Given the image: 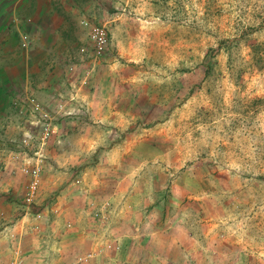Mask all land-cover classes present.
I'll return each mask as SVG.
<instances>
[{"label":"rangeland","instance_id":"obj_1","mask_svg":"<svg viewBox=\"0 0 264 264\" xmlns=\"http://www.w3.org/2000/svg\"><path fill=\"white\" fill-rule=\"evenodd\" d=\"M90 13L110 44L98 58L79 53L110 65L126 128L111 138L92 119L57 126L49 212L26 215L16 200L0 253L20 248L21 264H264V0H100ZM65 172L70 195L95 190L98 216L85 202L56 222Z\"/></svg>","mask_w":264,"mask_h":264},{"label":"crops","instance_id":"obj_2","mask_svg":"<svg viewBox=\"0 0 264 264\" xmlns=\"http://www.w3.org/2000/svg\"><path fill=\"white\" fill-rule=\"evenodd\" d=\"M99 2L0 0V226L10 218L16 200H23L26 189L28 177L21 172V161L16 156L23 131L32 127L31 97L54 112L59 133L67 132L68 127L75 130L79 119H92L93 122L108 125L111 138H114L113 132L126 128L128 96L112 90L111 82H108L113 79L110 65L86 60L79 53L83 45L90 44L83 21L89 19L93 6ZM24 36L29 38L27 46L23 45ZM84 140L92 142L88 134ZM104 140L99 138L95 142ZM63 161L66 164L68 158ZM59 178L61 181L58 185L65 188L51 209L57 212L56 222L69 220L71 213L74 217L78 216L80 209L85 212V202L96 215V204L92 205L90 200L95 190L70 195V191L66 190L71 186L67 184L71 176L65 172ZM42 181L38 200L42 207L35 206L34 209H42L47 216L49 209L47 206L43 208V205L50 194L46 190L50 183L45 173ZM52 186L55 188V185ZM109 194L112 200L122 195L117 191ZM126 212L132 213L130 209H126ZM83 216L78 217L79 222ZM130 217H125L127 219L123 221V226L129 223ZM15 234L12 230L11 241L16 238ZM1 235L0 245L7 240ZM126 236L123 235L121 239H137V235ZM19 254L20 248L14 256L0 253V261L21 264L23 260L17 257Z\"/></svg>","mask_w":264,"mask_h":264},{"label":"built area","instance_id":"obj_3","mask_svg":"<svg viewBox=\"0 0 264 264\" xmlns=\"http://www.w3.org/2000/svg\"><path fill=\"white\" fill-rule=\"evenodd\" d=\"M83 24L89 27V46H82V53L92 52L93 57L98 58L104 55L110 44V35L107 26L102 23H92L86 19ZM29 38L24 36L23 45L27 46ZM31 105L32 117L30 125L32 127L24 130L19 140L20 149L17 152V158L20 159V170L29 178L25 193L22 200V207L25 214L35 211L36 198L38 196L42 176L44 172V163L46 161V148L49 141L56 132V116L49 108L35 97L29 99ZM18 159V160H19ZM36 217L41 216V212L35 214ZM98 216L99 213L97 212ZM0 264H4L0 262ZM11 264H17L13 261Z\"/></svg>","mask_w":264,"mask_h":264}]
</instances>
